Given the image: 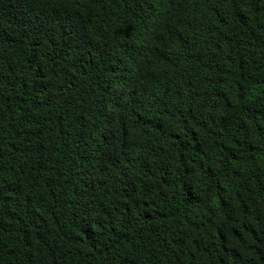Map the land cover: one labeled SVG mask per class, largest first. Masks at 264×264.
<instances>
[{
  "label": "trees",
  "instance_id": "obj_1",
  "mask_svg": "<svg viewBox=\"0 0 264 264\" xmlns=\"http://www.w3.org/2000/svg\"><path fill=\"white\" fill-rule=\"evenodd\" d=\"M148 3L0 0V264H264V0Z\"/></svg>",
  "mask_w": 264,
  "mask_h": 264
},
{
  "label": "clouds",
  "instance_id": "obj_2",
  "mask_svg": "<svg viewBox=\"0 0 264 264\" xmlns=\"http://www.w3.org/2000/svg\"><path fill=\"white\" fill-rule=\"evenodd\" d=\"M164 2L168 5H175V4H181L180 0H164ZM152 0H149L148 4H151ZM151 13V17H150V21H149V25L147 27V32H146V36H143L141 39L136 40L137 44L141 47V49H144L148 52L149 50V42L151 37L148 36L149 30L150 29H158L160 28L165 20H169V13L167 12H161V13H157V12H148Z\"/></svg>",
  "mask_w": 264,
  "mask_h": 264
}]
</instances>
